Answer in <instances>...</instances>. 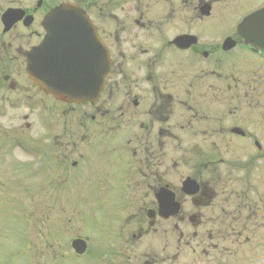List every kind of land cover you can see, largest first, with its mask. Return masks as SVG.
<instances>
[{"label": "flooded vegetation", "instance_id": "flooded-vegetation-1", "mask_svg": "<svg viewBox=\"0 0 264 264\" xmlns=\"http://www.w3.org/2000/svg\"><path fill=\"white\" fill-rule=\"evenodd\" d=\"M106 1L0 0V150L23 147L15 133L30 124L17 126V110L29 121L49 110L38 100L69 111L106 95L107 136L127 131L138 143L107 148V195L120 208L107 216L106 264H264V35L239 31L264 0ZM67 3L86 11L108 51L94 103L47 92L60 60L49 45L33 56L47 15ZM84 118L96 121L83 110L81 127ZM123 119L133 124L122 129Z\"/></svg>", "mask_w": 264, "mask_h": 264}, {"label": "rangeland", "instance_id": "rangeland-1", "mask_svg": "<svg viewBox=\"0 0 264 264\" xmlns=\"http://www.w3.org/2000/svg\"><path fill=\"white\" fill-rule=\"evenodd\" d=\"M105 97L93 108L69 111L53 100H38L49 110L32 109L29 121L25 110L15 113L17 126H30L15 133L23 147L0 150V264L107 263V216L120 208L117 198L107 195V148L113 155V147L128 140L133 147L138 143L127 131L107 136L106 117L100 114L107 110ZM83 110L95 114L96 121L84 118L81 127ZM121 121L122 129L133 124ZM0 136L7 141L6 132ZM213 141L208 140L209 151ZM227 149H221L226 156L238 154L235 147ZM75 161L77 169L71 167ZM110 171L115 175L117 167ZM77 238L87 240L84 255L78 256L71 245Z\"/></svg>", "mask_w": 264, "mask_h": 264}, {"label": "water", "instance_id": "water-1", "mask_svg": "<svg viewBox=\"0 0 264 264\" xmlns=\"http://www.w3.org/2000/svg\"><path fill=\"white\" fill-rule=\"evenodd\" d=\"M263 21L264 10L247 17L240 24L239 31L264 35ZM44 23L48 25V36L34 49L33 56L36 55L38 60L42 59L49 45L48 58L60 60L56 71H49L56 83L48 85L46 91L68 102L97 101L110 63L107 48L87 13L78 5L61 4L47 15ZM87 31L89 35L86 34ZM63 42H67V45L61 46ZM84 43L89 46L84 47ZM39 65L35 64L36 75L40 74ZM33 79L40 83V78ZM72 246L78 254L84 253L87 248L82 239L74 240Z\"/></svg>", "mask_w": 264, "mask_h": 264}]
</instances>
